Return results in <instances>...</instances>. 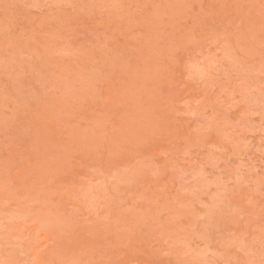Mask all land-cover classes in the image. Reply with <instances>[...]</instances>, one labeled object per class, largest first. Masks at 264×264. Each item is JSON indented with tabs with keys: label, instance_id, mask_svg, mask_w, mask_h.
<instances>
[{
	"label": "rangeland",
	"instance_id": "374dc122",
	"mask_svg": "<svg viewBox=\"0 0 264 264\" xmlns=\"http://www.w3.org/2000/svg\"><path fill=\"white\" fill-rule=\"evenodd\" d=\"M0 264H264V0H0Z\"/></svg>",
	"mask_w": 264,
	"mask_h": 264
}]
</instances>
